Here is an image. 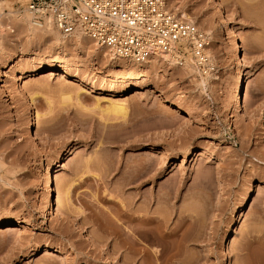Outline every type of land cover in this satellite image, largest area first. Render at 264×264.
Listing matches in <instances>:
<instances>
[{"label": "rangeland", "instance_id": "1", "mask_svg": "<svg viewBox=\"0 0 264 264\" xmlns=\"http://www.w3.org/2000/svg\"><path fill=\"white\" fill-rule=\"evenodd\" d=\"M167 1L206 34L209 46L200 48L212 70L204 73L195 57L197 68L189 71L183 59L179 67L161 57L135 63L95 52L89 42L57 45L38 38L25 44L26 51L38 52L32 57L40 65H68L71 75L28 76L20 82L23 97L13 80L5 77L9 96L0 83V219L26 225L0 230V264H147L123 240L154 253L156 264H166L156 252L170 249L177 256L168 264H222L226 252L228 264H264V0H223L221 11L213 0ZM227 14L231 19L224 24ZM12 24V48L7 45L0 68L25 40L24 30ZM230 29L238 34L241 59L231 51ZM27 57L24 67L32 65ZM238 69L251 116L231 99ZM143 82L142 93L131 97ZM154 86L185 101L194 115L170 107L152 93ZM79 88L82 106L63 101L62 95ZM120 88L128 112L100 110L107 103L98 108V98ZM31 93L39 95L33 112L51 110L34 120L41 139L28 128ZM62 148L68 150L55 173L54 197L65 217L52 218L43 178L49 158ZM69 185L72 206L65 201ZM251 185L246 220L232 230ZM147 215L164 217L163 234L172 237L155 234L158 242L152 244L136 232L155 225L139 224L137 217ZM46 247L62 254L44 256Z\"/></svg>", "mask_w": 264, "mask_h": 264}, {"label": "bare ground", "instance_id": "2", "mask_svg": "<svg viewBox=\"0 0 264 264\" xmlns=\"http://www.w3.org/2000/svg\"><path fill=\"white\" fill-rule=\"evenodd\" d=\"M28 1L29 0H18V1L16 0V2H17L16 4H14V2H12L11 0H4V1L0 2V58L2 57V55H4L6 53L7 45L8 46L10 45V47L12 48V43H11V39H10L11 37L9 38V35L12 34V33L11 34H9V33L15 31V30H13L15 28H14V25L12 24V22L15 23L17 28H22L24 30V35H25L24 36L25 40L23 43L22 42H21V44L13 43V44H15L14 45L15 48L13 47L14 50L11 53L10 61L2 64V66H1L2 68H0V75H1L0 83H2L1 88H4L3 91L6 92L5 96L11 95V93H10L11 91L8 89L9 87L6 84L5 77L13 80V82H15L19 86V88H20L19 92H21L20 93L21 96L22 95L25 96L27 93L24 92L25 89H24L23 85L20 84V82L23 79L27 78L28 76L42 74L40 77L59 76V78H68L71 75L70 71H69L70 67L66 64L63 65L62 68H60V66L55 64V63L40 65L38 63V61H36L37 58L32 57V55L37 56L39 53L36 51H32V52L26 51L27 47L25 46V44L27 45V44L31 43V41L33 42V39L46 38V39L51 40V42L53 44H57V45H59V44H62V45L65 44L66 45V43L68 42L69 39H75L77 42H80V44H83L84 42H89V43H91V46L94 48L93 50L95 52H97V51H100L102 53L108 52L106 55L111 54V57L112 56L115 57L109 50H107L106 48L98 46L90 37L84 35L83 33L65 35L57 27H55L53 25L52 21L49 18H44V20L37 19L34 16V14L30 10H28V8H27ZM170 1L174 2L175 0H170ZM213 1L215 3V8L218 11H221L222 6H223V0H213ZM250 1L254 2V0H250ZM177 14L181 18L187 19V18L183 17L181 13H177ZM230 19H231V16L229 14H227L226 17L222 20V22L224 24H228ZM187 20H189V19H187ZM189 21L195 23L193 20H189ZM195 26H196V24H195ZM196 28L199 29L197 26H196ZM229 38L231 39V51L235 54L236 59H241L243 56L242 55V49H241L240 43L238 42V34H237L235 29H230ZM193 47H194V50L191 49L192 47H190V46L188 47L185 45V48L183 50L186 51V53L183 50L182 51L176 50L174 52L157 51L151 58H156V60H157V57H161V58H163L162 59L163 61H168L171 63L172 66H175V67H177V66L179 67V65L181 64L182 59H183L186 63L188 70L194 71L195 68H197L196 67L197 64L195 62V59L193 58V57H195L194 53L196 55H198V51L201 50V48H200V46L196 47L195 45ZM27 56H30V57H27ZM183 56H189V59H184ZM26 57H27V59H31L30 62L32 65H30L29 67H24V62L21 61L22 59H24ZM243 60L245 62H247L246 57H244ZM146 61H148V60H146ZM4 67H10V68L8 71H3ZM200 72L201 71H199V73ZM80 81L85 82L84 79H79V82ZM79 82H77V83L79 84ZM244 82H245L244 75L242 74L241 69H238L237 70V76L234 79L235 85H234V88H233L232 93H231V99H232V102L235 105V107L244 109L245 113L248 116H251L252 111L244 104V101L242 98V92H243L244 86H245ZM146 83L147 82H143V83H141V85L139 87L133 89L131 91V93H133V92L134 93L131 94V97H135V96L141 94L142 89L146 86ZM67 90H68V88H67ZM80 90H81L80 88L77 91L75 90L76 91L75 95H73L71 90H69L67 93L64 92L65 94L62 95L63 101L66 103L67 102L69 103L70 101L74 100L79 106L80 102H81V101L79 102V94H80L79 91ZM124 91H125L124 88L123 89L120 88V89L113 91L109 96H107V97H109L107 99L98 98V100H97L98 108H101L100 104L102 102H106L107 103V104H105L106 107H104V109H100L104 113H110L111 112V113H115V114H118V113L126 114L128 112L127 108H126L127 104L125 103L126 101L121 100L119 97L121 92H124ZM152 93L163 97L164 102L169 104L170 107L175 108L176 110L183 112L189 116L194 115V110L192 109V107H190V105H188L185 101H182L178 98L171 97V95H169L168 92L164 88L159 87V86H154ZM38 97H39L38 93H31V95L27 101V104H28L27 109H28V112L30 114V118H29V122H28V128L35 130L36 137L41 139L42 136H41L39 129L34 127L36 125V121H34V120L36 118V115H37V117H41L43 115L45 116V115H48V113L51 110H48L43 114L38 112V111H35V109L33 112V108H35L34 105L36 104ZM69 104H71V103H69ZM80 106H82V105H80ZM64 110H67V109L64 107ZM257 126H262L260 121L257 123ZM67 150H68L67 148L66 149L62 148V149L56 151L49 158L47 166H46L44 178H43L44 186H45L43 199L45 201V206L49 212L48 214L52 218L55 216L65 217V214L62 211L60 203L58 201H56V199L54 197V192L56 190L55 173L57 171L59 162H60V160L64 154V151H67ZM200 154L204 155L203 153H200ZM187 158H188V151L186 150L184 152L182 162L186 161ZM70 187L71 186L69 185L67 188L65 187L66 190L64 189L65 194H66V200L65 201H66L67 205L72 206L73 205L72 198H71L72 192H71ZM254 193H255L254 185H251V188H249L244 193V195L242 196L241 204L238 207L237 214L232 219V222H231L230 227L232 230L236 229L238 227L239 223L244 222L246 220V213H247L250 201H251ZM130 217H132V216H130ZM137 218L139 220H141V223L139 221L140 225L142 223L144 225L146 224L148 226H149V224L150 225L155 224V225H153V227L149 226L148 229H140L139 230L136 228V230H135L143 238H145L146 240H148L152 244H157V242H158V241H156L155 234H159L160 236L167 238V239L172 237V235H167L165 233L163 234L164 231L162 229L163 228L162 225L164 222L163 221L164 217H160L159 215L153 216V217L152 216L148 217V215H147L145 217L141 216V217H137ZM135 219L136 218H134V220ZM24 228H26V225H22L17 220L0 219V230H5V231L15 230V229L22 230ZM122 245H128V248H130L131 252L134 255L142 253V257L147 262V264H156L152 260L154 253L152 254L148 250H142L140 248H137L136 243L134 241L123 240ZM226 247H227V241H224L221 248L224 251H226ZM172 248H175V246ZM54 252H60L59 254H62V252L60 250H55V248H53V247H46L44 256L52 254ZM214 253H215L214 249H212V248L209 249V254H214ZM155 256L157 257L156 259L160 258V259H162L163 263L168 264L169 261L173 260V258L177 256V253L173 252L172 249H170V250L161 251V252H159V254H158V252H156ZM229 258H231L230 253L226 252L224 255L222 264H228ZM63 263L66 264V261L63 260ZM187 263H188V261H187ZM187 263H185V264H187Z\"/></svg>", "mask_w": 264, "mask_h": 264}, {"label": "built area", "instance_id": "3", "mask_svg": "<svg viewBox=\"0 0 264 264\" xmlns=\"http://www.w3.org/2000/svg\"><path fill=\"white\" fill-rule=\"evenodd\" d=\"M27 8L37 19L49 18L63 34L83 33L115 57L135 63L157 51L209 46L206 34L167 0H29ZM194 55L204 73L212 70L203 51Z\"/></svg>", "mask_w": 264, "mask_h": 264}]
</instances>
